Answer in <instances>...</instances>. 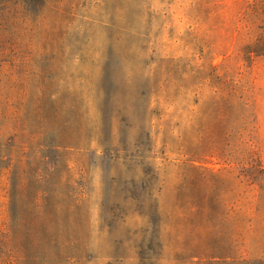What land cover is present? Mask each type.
<instances>
[{"label": "rangeland", "instance_id": "obj_1", "mask_svg": "<svg viewBox=\"0 0 264 264\" xmlns=\"http://www.w3.org/2000/svg\"><path fill=\"white\" fill-rule=\"evenodd\" d=\"M253 34L264 0H0V264H264L195 230L264 169Z\"/></svg>", "mask_w": 264, "mask_h": 264}, {"label": "trees", "instance_id": "obj_2", "mask_svg": "<svg viewBox=\"0 0 264 264\" xmlns=\"http://www.w3.org/2000/svg\"><path fill=\"white\" fill-rule=\"evenodd\" d=\"M250 38L253 42L246 46L248 53L264 54V34H253ZM253 171L246 180V210L243 215H239L232 203L227 211L228 223L195 227L201 235L198 243L199 256L211 252L220 258H232L244 244L254 248L260 243L258 235L264 231V227L258 219V214L264 197V169L253 167ZM196 212L204 214L203 209ZM206 216L211 217L209 213H206Z\"/></svg>", "mask_w": 264, "mask_h": 264}]
</instances>
